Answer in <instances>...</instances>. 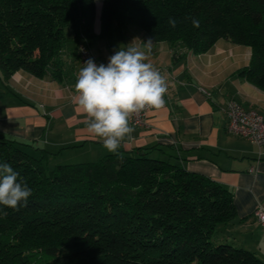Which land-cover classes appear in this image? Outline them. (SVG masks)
I'll return each mask as SVG.
<instances>
[{"label": "trees", "instance_id": "trees-1", "mask_svg": "<svg viewBox=\"0 0 264 264\" xmlns=\"http://www.w3.org/2000/svg\"><path fill=\"white\" fill-rule=\"evenodd\" d=\"M95 19L94 0H0V79L24 71L59 82L81 40L91 46L133 26L174 57L220 39L247 46L237 76L264 91V0H104L99 34ZM155 150L51 166L55 154L0 135V163L33 193L18 210L0 206V264H264L219 236L237 217L232 192Z\"/></svg>", "mask_w": 264, "mask_h": 264}, {"label": "crops", "instance_id": "crops-1", "mask_svg": "<svg viewBox=\"0 0 264 264\" xmlns=\"http://www.w3.org/2000/svg\"><path fill=\"white\" fill-rule=\"evenodd\" d=\"M103 1L94 0L96 34ZM124 31L123 36L98 38L91 45L99 62L107 64L116 50L131 43L144 50V43L150 40L133 26ZM175 50L174 57L175 51L166 42L152 41L147 62L164 69L166 103L148 113L146 127H133L131 139L120 149L155 146L161 150L154 155L228 188L237 217L219 236L264 261V230L253 217L257 207L264 208V146L228 133L224 111L233 98L264 117V91L237 76L248 65L250 48L220 39L200 55ZM79 70L77 55L67 54L59 82L24 71L0 79V135L55 154L49 160L51 166L83 157L90 162L108 154L102 142L89 133L78 107L74 85Z\"/></svg>", "mask_w": 264, "mask_h": 264}, {"label": "clouds", "instance_id": "clouds-1", "mask_svg": "<svg viewBox=\"0 0 264 264\" xmlns=\"http://www.w3.org/2000/svg\"><path fill=\"white\" fill-rule=\"evenodd\" d=\"M168 24L175 28L176 19ZM194 27L200 20L192 18ZM151 43L144 50L132 43L120 47L107 64H97L89 58L80 69L74 89L77 104L86 119L89 133L97 137L112 154H119L122 144L130 140L134 128L131 116L145 108L155 110L165 106L167 84L161 73L148 61ZM8 163H0V206L18 210L23 202L27 206L33 194L27 182Z\"/></svg>", "mask_w": 264, "mask_h": 264}, {"label": "built area", "instance_id": "built-area-1", "mask_svg": "<svg viewBox=\"0 0 264 264\" xmlns=\"http://www.w3.org/2000/svg\"><path fill=\"white\" fill-rule=\"evenodd\" d=\"M77 56L80 69L89 58H92L97 64H101L92 47L85 40H81L78 43ZM155 68L161 73V75L164 73L163 68ZM152 110L154 109L145 108L144 110L133 114L130 119L132 127H146L147 115ZM224 111L227 118L228 133L245 139L257 147L264 146V117L253 110L245 109L233 98L227 101ZM250 170L253 171V168ZM253 217L255 221L261 225L262 230H264V208L260 206L257 207L253 212Z\"/></svg>", "mask_w": 264, "mask_h": 264}, {"label": "rangeland", "instance_id": "rangeland-1", "mask_svg": "<svg viewBox=\"0 0 264 264\" xmlns=\"http://www.w3.org/2000/svg\"><path fill=\"white\" fill-rule=\"evenodd\" d=\"M84 159H79V161H76L75 159H73L72 161H66L67 163H78V162H87L88 161V157H83ZM100 159V158H99ZM99 159H95L94 161H90V162H95L98 161ZM83 160V161H82ZM53 162V161H52ZM237 246V245H234Z\"/></svg>", "mask_w": 264, "mask_h": 264}]
</instances>
